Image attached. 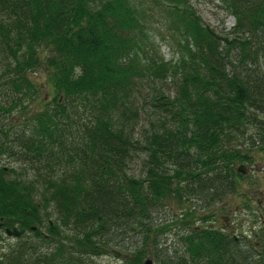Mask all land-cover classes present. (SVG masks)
Returning <instances> with one entry per match:
<instances>
[{"label":"trees","instance_id":"trees-1","mask_svg":"<svg viewBox=\"0 0 264 264\" xmlns=\"http://www.w3.org/2000/svg\"><path fill=\"white\" fill-rule=\"evenodd\" d=\"M223 2L225 35L189 0H0V238L33 242L0 264H264L211 224L264 158V0Z\"/></svg>","mask_w":264,"mask_h":264},{"label":"rangeland","instance_id":"rangeland-1","mask_svg":"<svg viewBox=\"0 0 264 264\" xmlns=\"http://www.w3.org/2000/svg\"><path fill=\"white\" fill-rule=\"evenodd\" d=\"M193 8L196 10L198 15L201 16L206 25L214 28L219 34H227L235 24V18L227 11L223 0H189ZM156 22V24H155ZM168 22L157 20L152 22V28L156 31L162 29L165 31V35L155 36L156 43L160 48L161 53L167 61L177 60L178 54L173 47L172 39L166 34ZM158 32V31H157ZM34 78L35 82L39 85L44 86L46 82V75L43 70L37 71ZM169 85L167 86L170 90L174 89V84L171 80H168ZM45 90L49 91L48 86H44ZM46 98L50 99V96L45 94ZM40 101H36L32 104L33 109H37L40 106ZM16 115L12 121L13 131L17 129L18 121ZM12 119V118H11ZM146 117H143L145 122ZM144 124V123H143ZM142 124V128H143ZM141 128V132H142ZM3 165L6 167L13 166L15 163L13 160L5 156L3 159ZM140 161L130 167L129 172L131 174L140 175ZM15 166V165H14ZM239 167L242 165H238ZM247 179L242 180V189L235 195L225 199L222 203L215 205L210 211L211 215H214V224L217 228H221L228 224V221L234 223L239 234L256 229L259 225L260 214H264V158L257 157V160L253 164H244ZM20 169V168H19ZM28 176H33V172H30ZM236 231V232H237ZM4 238H0V257L3 253H13L18 251L21 254L26 252V247L32 245L33 242L27 241V243L19 242V238L9 237L6 233L3 234ZM169 246L167 248L168 254H172L174 249L178 247L176 236L173 233H169L165 240ZM37 245V244H36ZM9 254V255H10ZM125 255H129V251L125 252ZM156 262L153 256H150ZM1 259V258H0ZM92 264H125L124 258L118 257L115 254H109L103 257L95 258L92 260Z\"/></svg>","mask_w":264,"mask_h":264},{"label":"flooded vegetation","instance_id":"flooded-vegetation-1","mask_svg":"<svg viewBox=\"0 0 264 264\" xmlns=\"http://www.w3.org/2000/svg\"><path fill=\"white\" fill-rule=\"evenodd\" d=\"M246 175L247 174L245 173V176ZM259 219L260 222L256 229L241 234H239L236 227H234V223L230 221H228L227 225L218 229H221L222 231L226 232L229 236L234 237L235 239H237L238 242V239H240V244L245 245L247 250H250L253 255L261 257L262 255H264V214H260Z\"/></svg>","mask_w":264,"mask_h":264},{"label":"water","instance_id":"water-1","mask_svg":"<svg viewBox=\"0 0 264 264\" xmlns=\"http://www.w3.org/2000/svg\"><path fill=\"white\" fill-rule=\"evenodd\" d=\"M237 172L245 174V167L243 165L238 167ZM6 234L9 237L20 238L25 234V230H18L17 228L7 229ZM119 255H121V253H119ZM144 264H155V262L152 259H147Z\"/></svg>","mask_w":264,"mask_h":264}]
</instances>
